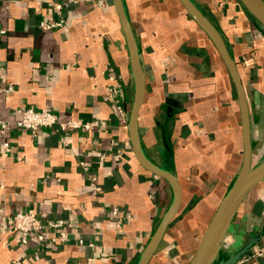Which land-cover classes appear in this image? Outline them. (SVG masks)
Listing matches in <instances>:
<instances>
[{
  "label": "crops",
  "instance_id": "crops-1",
  "mask_svg": "<svg viewBox=\"0 0 264 264\" xmlns=\"http://www.w3.org/2000/svg\"><path fill=\"white\" fill-rule=\"evenodd\" d=\"M121 1L146 78L140 144L165 169V143L171 146L182 190L180 209L148 264H188L241 167L236 91L215 47L178 0ZM191 1L235 61L257 165L264 159V31L238 0ZM59 20L62 28H41ZM108 73L120 88L113 101ZM8 86L13 92L0 93L1 120L16 122L18 111L31 107L54 113L59 123L91 128H40L36 135L11 128L0 139L10 145L0 155V264H136L172 191L141 167L131 148L134 85L113 0H0V87ZM97 152L106 159L100 161ZM88 175L96 177L100 191L91 189ZM113 207L130 218L114 223ZM17 212L62 220L68 243L53 245L47 234L43 246L33 239L21 245L4 224ZM254 238L252 260L243 264H264V180L242 201L223 255Z\"/></svg>",
  "mask_w": 264,
  "mask_h": 264
},
{
  "label": "water",
  "instance_id": "water-1",
  "mask_svg": "<svg viewBox=\"0 0 264 264\" xmlns=\"http://www.w3.org/2000/svg\"><path fill=\"white\" fill-rule=\"evenodd\" d=\"M178 1L189 17L211 41L226 67L236 91L243 143L242 163L239 172L234 182L219 202L215 212L200 236L195 253L188 264H237L244 256L248 255L249 250L257 243L258 239H251L241 249L235 252L227 250L226 258L221 260H219V258L224 251L225 239L242 201L253 188L264 180V159L257 165H253L252 163L250 115L246 96L235 61L228 51L224 38L191 0ZM238 1L264 31V1ZM113 2L125 37L134 85L133 100L127 124L131 148L141 167L152 175L164 180L172 191V201L136 263L148 264L168 226L180 209L182 190L174 171L172 151L170 149L167 150V169H165L150 161L142 150L138 131V114L144 101L146 78L136 40L126 17L122 1L113 0Z\"/></svg>",
  "mask_w": 264,
  "mask_h": 264
},
{
  "label": "built area",
  "instance_id": "built-area-1",
  "mask_svg": "<svg viewBox=\"0 0 264 264\" xmlns=\"http://www.w3.org/2000/svg\"><path fill=\"white\" fill-rule=\"evenodd\" d=\"M56 10L60 9L57 5ZM63 27V21L59 20L55 23L41 24V28L44 30H51ZM108 79L112 83L109 89L110 100L113 101L119 95L120 88L117 84L116 76L113 73H108ZM13 92V87L8 86L5 88L0 87V93L5 96ZM121 112V108H118ZM20 115L19 120L16 122L3 121L0 119V139L5 136L7 131L11 128H16L20 130H25L32 135H36L40 128H59V130L64 131L66 129H84L89 130L91 126L88 123H81L79 121H70L66 123H59L57 116L47 110H35L31 107L20 109L18 111ZM10 149V145L7 141L0 140V155H4ZM91 155V154H89ZM96 157L100 161L106 159L104 153H96ZM113 159H118V155H109ZM82 168H86L83 162H80ZM89 185L93 191H100L97 186L96 177L88 175ZM130 217L125 215L124 212L119 207H113L109 211V219L114 223L121 225L124 220H128ZM4 224L11 230V232L19 235L20 244L27 246L31 239H33L38 245L43 246L46 235L49 234V242L53 245H64L69 241V235L64 227V222L62 220H44L42 217L34 212H17L11 216H8ZM78 245H83L82 240H78ZM92 246V245H90ZM252 260L251 256H244L241 261L237 264H243Z\"/></svg>",
  "mask_w": 264,
  "mask_h": 264
},
{
  "label": "trees",
  "instance_id": "trees-1",
  "mask_svg": "<svg viewBox=\"0 0 264 264\" xmlns=\"http://www.w3.org/2000/svg\"><path fill=\"white\" fill-rule=\"evenodd\" d=\"M173 114H174V110L170 109L169 112H168L169 118L172 117ZM165 147H166V152H167L168 149H170L172 151V148H171V146L168 143H165ZM224 258H226V255H223V253H222L220 258H219V260L224 259Z\"/></svg>",
  "mask_w": 264,
  "mask_h": 264
}]
</instances>
